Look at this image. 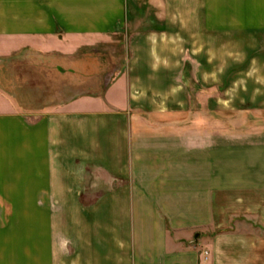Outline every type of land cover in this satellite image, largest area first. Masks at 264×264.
<instances>
[{
    "label": "crops",
    "instance_id": "0c3cea01",
    "mask_svg": "<svg viewBox=\"0 0 264 264\" xmlns=\"http://www.w3.org/2000/svg\"><path fill=\"white\" fill-rule=\"evenodd\" d=\"M0 43V264H264V0H0Z\"/></svg>",
    "mask_w": 264,
    "mask_h": 264
},
{
    "label": "rangeland",
    "instance_id": "374dc122",
    "mask_svg": "<svg viewBox=\"0 0 264 264\" xmlns=\"http://www.w3.org/2000/svg\"><path fill=\"white\" fill-rule=\"evenodd\" d=\"M23 44H25V43H0V55H4V54L10 55V54H14L16 52H19V50L23 49ZM34 44L35 43H27V48H29V49L35 48ZM118 44L120 45V43H112V45H118ZM83 62H85V65L82 64V65H84L82 68H86V66L87 67L91 66L90 69H96V68H99V66H100L99 62H97L95 60H91V58H89L86 61L84 60ZM87 69L90 70L89 68H87ZM193 77H194V75L189 73V78L193 81V83L191 85L192 88L189 90V93L191 94L193 102L195 103L196 92H195V83H194ZM64 82H66V81H64ZM66 84L67 83H63L61 80V89L59 90V94L57 95L58 99H56V91H54V98L55 99L53 102L54 103H55V101L58 102L60 108H62V106H64V105L69 104L70 102L78 99L79 97L96 96V94L100 93V91H96V90H86L85 91L83 89H81V90L76 89V90L68 91L67 89L63 88V87H65ZM27 108L29 110H35L37 107L29 106ZM38 108H43V107H38ZM44 108H47V107H44ZM193 108H195V107H193Z\"/></svg>",
    "mask_w": 264,
    "mask_h": 264
}]
</instances>
